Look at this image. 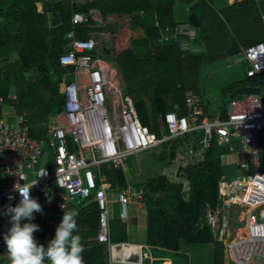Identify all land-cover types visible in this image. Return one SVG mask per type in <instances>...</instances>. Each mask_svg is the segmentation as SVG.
Here are the masks:
<instances>
[{
	"label": "trees",
	"instance_id": "1",
	"mask_svg": "<svg viewBox=\"0 0 264 264\" xmlns=\"http://www.w3.org/2000/svg\"><path fill=\"white\" fill-rule=\"evenodd\" d=\"M214 1L0 0V97L5 103L15 105L19 118L27 114L31 136L48 137L54 126L52 120L66 108V96L60 91V84L67 69L62 67L60 58L67 53V34L74 31L77 38H88L93 30L111 27L109 24L95 25L98 21L90 15L94 9L99 10L104 20L115 14L130 15V25L142 29L143 35L134 38L132 48L125 49L115 58L104 50L109 61L113 60L118 65L125 89L135 99L142 124L161 135L157 124H149L143 114L145 102L156 117L177 108L183 115L187 114V92L192 90L199 94L202 81L203 55L190 52L180 39L156 42L165 27L177 26L176 8L179 3L189 8V21L200 33L197 40L203 41L211 58L224 53L236 54L239 48L235 46L234 35L241 37L244 44H250L253 39L264 40V32L254 37L255 29L252 24H246L240 5L216 10ZM244 5L252 13L250 19L258 20L264 13V2L246 0ZM75 12L85 13L90 22L74 25L72 16ZM206 19L213 26L216 24V28L210 30L206 27ZM263 90L264 74L247 77L245 73L241 85L232 90L230 100L246 94H262ZM13 94L15 99H11ZM225 105L218 111L222 119L226 118ZM205 111L210 115L208 107ZM193 140L196 142L194 145L202 148L199 144L201 134ZM183 145L181 139L163 144L170 149L167 164L176 159ZM240 148L236 142L232 151L231 145L219 144L214 137L209 147L202 150L199 162L189 163L178 172L189 183L187 192L183 184L172 183L164 175L155 173L142 193L143 207L148 212L147 246L158 251L161 257L174 253L184 258V264H189L187 255L182 252L184 244L212 245V263L224 264V245L215 238L205 216L208 209L222 206L219 193L222 178L232 179L238 171L235 165L223 164L222 158L238 152ZM260 154L264 162V136L260 137ZM108 182L114 192L127 189L122 170L110 172ZM35 199L38 202L39 195ZM73 209L79 213L76 234L81 236L85 247V264H111L110 247L95 240L101 212L94 197L74 205ZM123 221L122 229L126 230L127 220ZM110 228L112 244L129 243L125 235L113 236L114 226ZM45 235L37 241L46 247Z\"/></svg>",
	"mask_w": 264,
	"mask_h": 264
},
{
	"label": "built area",
	"instance_id": "2",
	"mask_svg": "<svg viewBox=\"0 0 264 264\" xmlns=\"http://www.w3.org/2000/svg\"><path fill=\"white\" fill-rule=\"evenodd\" d=\"M90 15L98 21L96 26L108 24L96 19L92 11ZM89 22L90 17L85 13L75 12L72 16L74 25ZM163 32L160 41L179 39L182 34L179 26H167ZM67 38V53L60 58L62 67L67 69L60 84V91L66 96V108L56 118L48 137L31 136L27 114L19 118L15 105L5 103L0 97V206L8 208L12 202L19 203L21 197L14 186L35 179L37 184L30 196L35 199L36 194H43L39 204L45 210L68 211L75 203L93 196L101 212L95 240L108 244L110 262L117 264L111 255L114 244L109 235L110 185L101 183L107 178L103 168L108 172L119 170L130 155L201 133V151L209 147L214 137L219 144L231 145L232 151L236 142L241 147L240 152L233 153L241 156L235 163L237 174L232 179L222 178L219 184L222 206L208 209L206 220L217 241L224 245L228 264H264V220L252 215L264 208V171L259 149L260 137L264 136V90L262 94L232 99L225 119L219 113L214 117L208 115L201 96L188 91L187 114L183 115L179 108L159 114L157 124L161 135H158L142 124L135 99L127 93L113 63L100 52L94 32L80 39L70 31ZM239 57L249 64L247 77L264 74V41L249 44ZM71 74L76 79L68 81ZM5 116L14 122L6 121ZM192 157L178 154L177 160L184 165L199 162ZM43 170L46 175L38 176ZM10 196L15 198L9 199ZM143 199L142 193L133 195L129 188L119 191L115 202L120 207V219H130L133 204L143 208ZM231 210L237 216L236 223L244 224L243 229L236 228L235 234L229 229ZM62 217L46 218L51 239ZM77 226L79 229L78 220ZM7 232H0V261L9 259L3 239Z\"/></svg>",
	"mask_w": 264,
	"mask_h": 264
},
{
	"label": "rangeland",
	"instance_id": "3",
	"mask_svg": "<svg viewBox=\"0 0 264 264\" xmlns=\"http://www.w3.org/2000/svg\"><path fill=\"white\" fill-rule=\"evenodd\" d=\"M78 1V0H77ZM93 16L98 20H103L104 23H108L109 26L107 29L103 30H93L94 35L96 36V39L99 41L100 44V52L103 55H106L107 53L103 51V49H106L109 51L110 54H108L110 57H117L118 54H120L122 51L128 48H132V40L134 38L141 37L143 35V31L140 28H134L130 25L131 16L130 15H122L119 17H114V21H110L109 19L104 20L101 18L99 10L96 11L94 9ZM263 19V18H262ZM261 17H258V20L254 18L253 21V28L254 31V37L257 34L264 32V23L262 21ZM102 22V23H103ZM192 32V31H191ZM234 35V34H233ZM253 37V38H254ZM184 38V37H183ZM182 40V39H181ZM233 40L235 42V46L239 48V51L245 50L249 46L248 44H244L241 40V37L233 36ZM186 41V42H185ZM182 40V42L185 44V48L188 49L190 52L194 54H201L204 57V66L202 68V81L200 84V91L199 95L201 96L203 100L204 107H208L209 114L210 115H216L219 111V108L226 104L225 106L229 104L232 90L236 87L241 85L242 81L245 78V73L248 68V63L239 58L232 57L231 54H223L222 56L212 57L209 55L205 44L201 40L199 41H192L187 40L185 38ZM255 40H251L250 43L254 42ZM116 70L118 71L119 75V68L117 64H113ZM121 77V75H120ZM76 79V76L74 74H71L68 76V81H73ZM124 83V82H123ZM143 114L148 121L149 124H157V117L152 112L150 105L145 102L143 105ZM6 121L14 122L12 118H9L8 116L4 117ZM53 124H56V118L52 120ZM195 146V145H194ZM194 151H189L186 149L182 150V154L186 158H191V154L195 152L196 149H193ZM184 151V153H183ZM185 152H187L185 154ZM190 155V156H189ZM167 158L166 151L163 150V152L159 153L158 149L156 148H149L142 152L133 154L128 156L125 159L124 165H123V172L125 174L126 183L128 188L132 191L133 195H137L140 193H143L144 186L149 183L154 177L155 173L160 172L161 169H163V160ZM188 159V160H189ZM192 159H195L193 156ZM238 159H241V156H238ZM46 166V164H42V166ZM177 165L178 162L172 163L168 165V170L175 173L172 174V177L170 176V179L174 182L181 183V176L178 174L176 176L177 172ZM103 174L109 175L110 172L106 171L105 168H103ZM166 174V173H165ZM174 176V178H173ZM108 180L105 179L101 183L107 184ZM184 185V184H183ZM185 186V185H184ZM115 193L113 190H108L107 196L109 200V235H110V242L111 241V228L110 226H114L115 233H113V236L117 235H125L127 241L130 242H137L140 243L141 241L145 242V238L147 236V223H148V212L147 210L143 208H137V205L133 204L131 205L130 209V219L126 221L127 228L126 230L122 229V219H120V207L117 203L112 202V196ZM18 203L12 202L10 205L12 207H15ZM5 208L0 206V221L2 222L3 228L5 232L9 230L11 227L10 224V216L4 215ZM53 211L51 210H44L43 214L41 213H34L35 219L31 222L38 224L42 230H45L48 232V228L45 226V217H50L53 215ZM254 217H256L259 221H262L264 219V208H261L260 210L254 211L252 214ZM242 218V216H241ZM237 216L234 214L233 210L230 212L229 216V229L232 231L233 234H235L236 228L243 229L244 224H237L236 223ZM28 222V221H22V223ZM208 224V222H207ZM215 238L216 233L212 229ZM242 231H239L241 234ZM49 234V232H48ZM144 238V239H143ZM51 240L50 236L46 237V242H49ZM149 249V252L153 255V262L155 264H171L170 261H166V259H171L172 263L174 264H184V258L179 257L178 255L174 253L167 254L166 258L161 257V254H159L158 251H156L154 248L147 247ZM182 252L187 255L188 263L189 264H213L212 263V253H213V247L212 245H187L184 244L182 246ZM225 254V252H224ZM159 258V259H157ZM253 260L257 261L258 259L253 257ZM224 264H228L227 258L225 256L224 258Z\"/></svg>",
	"mask_w": 264,
	"mask_h": 264
},
{
	"label": "clouds",
	"instance_id": "4",
	"mask_svg": "<svg viewBox=\"0 0 264 264\" xmlns=\"http://www.w3.org/2000/svg\"><path fill=\"white\" fill-rule=\"evenodd\" d=\"M45 175V170L38 174ZM36 184V179L31 183L16 184L14 190L20 194L21 199L15 207L9 205L3 212L10 216L11 227L3 237L10 264H85V247L81 236L76 234L79 213L75 209L63 211L64 215L55 230V236L46 247L36 240L34 233L40 227L31 221L35 219L34 213L43 214L42 206L30 196V191ZM50 199L49 197V202Z\"/></svg>",
	"mask_w": 264,
	"mask_h": 264
},
{
	"label": "crops",
	"instance_id": "5",
	"mask_svg": "<svg viewBox=\"0 0 264 264\" xmlns=\"http://www.w3.org/2000/svg\"><path fill=\"white\" fill-rule=\"evenodd\" d=\"M75 1H77V0H75ZM80 1H82V0H78L77 2H80ZM245 1L246 0H215L214 1V4H213V6H214V8L216 9V10H219V9H221L222 7H225V6H228V5H235V6H237V5H240V9H241V11H242V15L246 18V24H252L253 25V22H251V20L253 21V19L254 18H252V19H250V17H251V15H252V13H250L249 11V8H248V6H245L244 5V3H245ZM261 2H264V1H261ZM257 3H259V2H257ZM188 10H189V8H187V7H185L183 4H181V3H179L178 4V6H177V8H176V12H177V26H179L180 28H181V30H182V34H181V36L179 37V39L181 40H183L184 39V41H185V38L187 39V40H192V41H198L197 39V37L200 35V33H199V31L190 23V21H189V13H188ZM93 11V10H92ZM96 11H98L97 9H96ZM261 16V19H262V21H263V23H264V13H261L260 14ZM120 15H118V14H115V15H111V16H109L108 17V19L110 20V18H112V17H119ZM112 21H114V19L112 20ZM205 24H206V27H210V30L211 29H213V28H216V24L213 26L212 25V23H211V21H209V20H207L206 19V21H205ZM156 26H158V22H156ZM142 30V29H141ZM143 31V30H142ZM192 31V32H191ZM163 30H162V32H161V35H160V37L156 40V42L157 43H164V42H166V41H171V39H168V40H166V41H160V39H161V37H162V35H163ZM207 34L209 33V31L208 32H206ZM190 35H193L195 38H190L189 36ZM206 35V34H205ZM236 36V35H235ZM184 37V38H183ZM181 40V41H182ZM201 41V40H200ZM259 41H264V40H259ZM186 42V41H185ZM254 42H258V41H254ZM254 42H252V43H254ZM183 43V42H182ZM251 44V43H250ZM243 51L241 50V51H238L236 54H234V55H232V57H236V58H239V60L241 59L240 57H239V55L242 53ZM111 62L114 64L115 62L113 61V60H111ZM116 64V63H115ZM248 68H249V64H248ZM247 68V69H248ZM15 97H16V95L15 94H13ZM12 95V96H13ZM246 95H249V94H246ZM11 96V97H12ZM245 96V95H244ZM243 97V96H242ZM236 98H240V97H236ZM235 99V98H234ZM231 101V100H230ZM229 101V102H230ZM228 106V105H227ZM58 117V115L55 117V118H57ZM157 119V118H156ZM149 128V127H148ZM157 128H158V124H157ZM158 131H159V128H158ZM160 132V131H159ZM199 134H201V133H198V134H188V135H186V136H184L183 138H180L181 139V141H184V145L182 146V148L181 149H179V151L177 152V156H176V159H174V161L172 162V163H176V162H178V165H177V172H176V176L178 175V172H179V170L181 169V168H184V163H182V162H179L178 160H177V158H178V154H182V150H184V149H186V151L187 150H189V151H194L193 149H196L195 150V152L193 153V154H191V156H194L195 157V159L196 160H201L202 159V151H201V149L202 148H199V147H197V145H195L194 146V144L196 143L195 142V140H193V138L195 137L196 139H197V137H199ZM201 138H202V134H201ZM179 140V139H178ZM197 141V140H196ZM200 142V141H199ZM198 143V142H197ZM259 146H260V142H259ZM156 149H158V151H159V153H161V152H163V150L164 149H167V150H165L166 152H167V157H168V154H170V149H168V147L166 148L165 146H163V145H161L160 147H155ZM260 149V148H259ZM144 151V150H143ZM142 152V151H141ZM238 152H240V150L238 151ZM183 153H184V151H183ZM187 152H185V154H186ZM235 153H237V152H235ZM186 156V155H185ZM190 156V155H189ZM187 157V156H186ZM239 159H238V156H234V154H231V155H228V156H224L223 158H222V163L223 164H227V162L228 163H232V165H235V163L238 161ZM163 169H161L160 170V174H162V175H164L168 180H170L172 183H178V182H174V181H172L171 179H170V176L172 177V174H174L175 173V171L174 172H172V174H171V171L170 170H168V165H170V164H172V163H170V164H167V158H166V160L164 161L163 160ZM261 163H262V166H263V164H264V162H263V160H262V158H261ZM229 165H231V164H229ZM236 166V165H235ZM119 170H122V168L121 169H119ZM123 171V170H122ZM166 173V174H165ZM159 174V175H160ZM108 176L109 175H107V180H108ZM173 178H174V176H173ZM126 179V178H125ZM181 180H182V182H181V184H184L183 186H184V191L185 192H187L188 190H189V183H188V181H186L185 179H183V178H181ZM107 184L108 185H110L109 184V182H107ZM127 188H128V186H127ZM53 189H56V186L54 185L53 186ZM109 190H111V189H109ZM114 192V191H113ZM115 194L112 196L113 198V200H112V202H114V203H116L115 202V199H116V195H117V193L118 192H114ZM37 195H39V200H40V198H42L43 197V194H36L35 195V197L37 196ZM39 200H38V203H39ZM76 204H80V203H75L74 205H76ZM74 205H72V207H71V209H73V207H74ZM3 208H5V207H3ZM5 209H7V208H5ZM45 210V209H44ZM46 210H48V209H46ZM51 211H53L54 213H53V215L52 216H50V217H57V216H63L64 215V212L63 211H59V210H51ZM243 217V216H242ZM46 218H48V217H45V222H46ZM205 220H206V216H205ZM264 220V219H263ZM206 222H207V220H206ZM33 223V222H32ZM38 225V224H37ZM45 226H46V224H45ZM40 227V226H39ZM46 228H48V227H46ZM2 231H5L4 230V228H3V225H2V222L0 221V232H2ZM48 232H49V228H48ZM48 232H46L45 230H42L41 229V227H40V230L39 231H37V232H35L34 233V236H35V238H36V240H38V239H40L45 233H46V235H45V242H46V237H48ZM232 232V231H231ZM144 239V238H143ZM147 239V236H146V238H145V240ZM48 244V242H46V245ZM122 244H137V245H140L141 246V248H144V249H146L147 250V253L149 254V256H151V258H152V261L150 262H148V263H146V264H153V255L151 254V252H149V249L147 248L148 246L146 245V241L145 242H143V241H141L140 243H135V242H130L129 241V243H122ZM157 259H159V258H157ZM166 261H170L171 262V264H174V263H172V260L171 259H166L165 260V262ZM0 264H10V261H9V259L8 260H3V261H0ZM46 264H47V262H46ZM117 264H121V263H117Z\"/></svg>",
	"mask_w": 264,
	"mask_h": 264
},
{
	"label": "water",
	"instance_id": "6",
	"mask_svg": "<svg viewBox=\"0 0 264 264\" xmlns=\"http://www.w3.org/2000/svg\"><path fill=\"white\" fill-rule=\"evenodd\" d=\"M111 255L115 263L140 264L141 246L137 244H114Z\"/></svg>",
	"mask_w": 264,
	"mask_h": 264
},
{
	"label": "bare ground",
	"instance_id": "7",
	"mask_svg": "<svg viewBox=\"0 0 264 264\" xmlns=\"http://www.w3.org/2000/svg\"><path fill=\"white\" fill-rule=\"evenodd\" d=\"M247 212L246 210L244 211V213ZM152 261L151 256H149V254L147 253V250L144 248H141V263L140 264H146L148 262Z\"/></svg>",
	"mask_w": 264,
	"mask_h": 264
}]
</instances>
